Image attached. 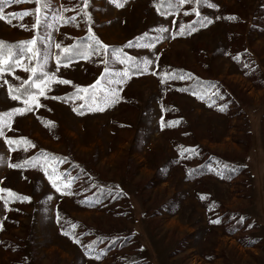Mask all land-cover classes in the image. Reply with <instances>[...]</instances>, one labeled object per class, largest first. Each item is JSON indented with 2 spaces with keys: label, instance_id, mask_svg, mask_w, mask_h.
Instances as JSON below:
<instances>
[{
  "label": "rangeland",
  "instance_id": "obj_1",
  "mask_svg": "<svg viewBox=\"0 0 264 264\" xmlns=\"http://www.w3.org/2000/svg\"><path fill=\"white\" fill-rule=\"evenodd\" d=\"M16 1L22 2L17 9H27L26 0ZM155 2L88 0L85 8L84 0H53L25 16L26 31L0 19V39H35L39 52L33 59L25 53L0 75V264H264V0H209L212 7L198 10L185 35L181 26L190 16L183 10L176 23ZM71 21L77 27L62 26ZM93 37L105 46L99 55L93 50L57 65L64 48L76 43L72 52L82 51ZM45 52L48 71L70 83L48 82L40 95L35 85L46 78L37 68L36 100L11 99L8 82L31 79L25 69L37 67ZM128 58L151 63L111 85L119 89L114 103L93 101L94 92L102 97L109 87L105 66L122 72ZM158 62L216 83L211 95L224 101L223 111H215L223 105L215 100L179 93L155 78ZM164 108L172 114L169 127L179 122L176 129L164 130ZM20 139L31 149L12 152ZM37 150L70 155L121 196L109 206L95 200L80 206L78 199L90 196L83 188L77 199L59 194L43 169L24 165ZM200 158L219 170L188 173ZM59 165L63 172L66 165ZM57 209L78 223L81 245L59 232ZM100 237L111 245L89 246Z\"/></svg>",
  "mask_w": 264,
  "mask_h": 264
},
{
  "label": "trees",
  "instance_id": "obj_2",
  "mask_svg": "<svg viewBox=\"0 0 264 264\" xmlns=\"http://www.w3.org/2000/svg\"><path fill=\"white\" fill-rule=\"evenodd\" d=\"M0 0V17H3L4 20L9 24V26L12 27L13 30H22L26 31V25H25V16L24 13H30L34 14L36 11V0H26L25 2L28 4L27 9H17L16 7L18 5H21L22 2L18 3L16 0ZM155 4L157 6V11L161 15H167V14H174L175 15V21H179V17L184 10V15L190 16V21L186 22L184 24L183 28V35L187 34L190 29L192 28V24L195 22V19L198 17V10H202L204 7H207L210 3L209 0H186L184 3H180V0H155ZM17 2V4H16ZM75 5V4H74ZM178 5V6H177ZM12 6V10L8 11V8ZM76 10V9H74ZM71 25L73 27H77V23L75 21H71L69 23H63L62 26L65 27L66 25ZM174 30H177V27H175ZM177 31H173V37L179 36ZM73 42L78 41V44L81 43L80 40L77 38L71 40ZM85 42V41H84ZM83 42V43H84ZM82 43V44H83ZM71 44L69 45L68 49L71 51L63 54L64 56L60 55L61 58V63H67V62H72V61H77L80 60L81 57L79 55H75V52H78L79 48L76 49L75 52H72L73 46L75 45ZM81 44V45H82ZM77 46V45H75ZM0 47L3 49V54L5 58H7V54L9 50L13 52V56L11 60L8 61V64L4 65L3 68L4 70L8 71H13L15 69V66L18 65L16 64V59L20 58V61L25 60L26 54L28 55V44L27 40H3L0 39ZM23 47L24 49V54L23 56H20V49ZM26 53V54H25ZM29 56V55H28ZM72 57L71 61H68L65 59V57ZM244 56V54H242ZM16 64V65H15ZM126 68L128 65L125 66ZM132 74H141L135 70V68L132 69ZM154 76L157 78L159 81H164L163 84L167 85L169 88L172 90H175L179 93L182 94H191L193 96H196L197 98H200L202 101L208 102L209 100H215L214 103L222 105V107H217L215 111H220V108L224 107V101L223 103L217 98L213 97L211 95L212 90L214 87H216V83H213L212 81L209 80H204L197 75H194L190 70H187L186 68L182 67H176L172 66L170 64L166 63H156V67L154 70ZM38 74L32 75L31 79H25L20 85H15L12 82H8V90L11 88L12 89V94L17 95L18 98L20 99H25L27 96L22 95L24 92L25 88H30L31 92L33 93L35 89L33 88L32 80L37 79ZM183 77V78H181ZM19 89L20 91L17 92L16 90ZM67 97H60V100H66ZM219 106V105H218ZM162 113L165 116V119L162 120V126L164 130L169 131V130H174L178 126L176 125L179 123L175 122L171 127H169V121L170 119L168 118V115H172L170 111L166 108L162 110ZM40 119V118H39ZM166 126V129H165ZM17 140L16 138H14ZM22 140V139H20ZM23 141V140H22ZM22 141L18 142V146L11 145L10 149L13 151H21L23 150L25 153L28 151V147L30 148V145L26 144L27 146L26 149H23L24 146L22 144ZM21 145V146H20ZM31 149V148H30ZM29 159L27 160V163H24V165L31 166V168H41L43 169L45 175L46 172L48 174H52V178L57 180V185L60 187L61 191L58 192L59 194H63L67 197L70 198H75L77 199V194H78V187L83 188L85 191V194L90 195L88 196L85 200H80L78 199L79 205L82 207H91L90 205L94 203H89V200H95L98 203L102 205L109 206L113 201L118 200V198L121 196L120 193L116 189H112L101 186L97 184L98 182L93 180L88 173L85 172L84 168L81 166L80 162L77 159H74L70 157V155H56L53 152H48L45 150H37L35 153H31L28 155ZM52 157H55L56 160H53ZM39 158L41 164H38V162H33L31 163L32 159ZM65 164L66 168L64 169L63 172L60 170V165L59 164ZM32 164V165H30ZM206 165V166H203ZM197 170L199 174H202V172H207V171H217L219 170V167H216L212 164H210L209 160L208 161H203L201 158L198 161V165L191 169V173L193 171ZM202 171V172H201ZM63 174V175H61ZM71 175V177H69ZM190 176L194 179L196 177L195 174H190ZM48 181L49 176L46 175ZM68 183L69 187L67 189L64 188V185ZM51 184V183H50ZM52 185V184H51ZM55 189V188H54ZM56 190V189H55ZM94 206V205H93ZM64 216V215H63ZM60 213V210L57 209L56 211V225L58 227V230L61 234L71 238L76 242V244L81 245L79 235H78V228L77 224L73 222L72 220L67 221L65 216V220H63V217ZM66 233V234H65ZM104 238L100 237L98 240L93 241L92 244H89L90 247H94V245L100 241L102 244L109 242V240L103 241Z\"/></svg>",
  "mask_w": 264,
  "mask_h": 264
},
{
  "label": "snow or ice",
  "instance_id": "obj_3",
  "mask_svg": "<svg viewBox=\"0 0 264 264\" xmlns=\"http://www.w3.org/2000/svg\"><path fill=\"white\" fill-rule=\"evenodd\" d=\"M53 0H36V3L38 5V7L36 8V13L39 14L43 9H47L52 5ZM186 2V0H180V3H184ZM89 6L88 0H84V7L87 8ZM118 6H122V5H118ZM178 6V5H177ZM209 7H212V5H208ZM28 13H24V15H27ZM85 15H88L87 12H85ZM3 17H0V19H2ZM56 17H53V22H55ZM74 19V18H73ZM211 21H209L210 23ZM41 23V20L39 19V16L37 17L36 20V24L39 25ZM89 31L91 32V29H89ZM161 31H166V29H161ZM181 32H183V26H181ZM28 44L32 45V47L28 48V52L31 53V56L28 57L29 59H33L39 56V52L37 49H35V45H36V40L33 39L31 41L28 42ZM128 47H132L133 45L130 43L129 45H127ZM56 47L59 49L61 46L59 44L56 45ZM77 46H73V48H76ZM105 46L97 39H95L94 37L91 38L90 42L87 43L82 51H78L75 52V55H91L92 51L95 50L96 54L99 55L100 54V50L104 49ZM63 51L65 53L71 51L68 48H64ZM115 51L118 50H114ZM24 54V49L23 47H21L20 49V56H23ZM13 56V52L11 50H9L8 54H7V58H5L4 54H3V49L2 47H0V75L3 74L4 68L3 66L8 64V61L11 60ZM66 60L71 61L72 57L68 56L65 57ZM116 61L117 62H125L122 58L120 57H116ZM16 64H20V58L16 59ZM61 63V58L59 56H57V65L59 66ZM151 61L145 60L143 62H136V61H132L131 58H128V67L122 71V72H111L109 70V68L107 67V65L105 66V74L107 75V85H109V87H106L104 89H101V91L104 92V95L102 97H99L95 92L92 95V99L93 101H102L103 103H114L116 99H118V97L116 96V93L119 91L118 88L116 87H111V85H118L121 83L126 82L125 78H130V75L132 73V69L135 68V70L139 73H143L144 71H146L147 69V65L150 64ZM67 66V65H65ZM37 68H39V73L42 77L46 78V79H42L39 83H36V88L39 90V94L40 95H44V90L47 87L48 82H53V83H59V84H68L70 83L68 80H59L55 77V75L53 73H51L50 71H48V53L45 52L42 61L41 60H37V67H32L31 69H25L26 71H31L33 73V75L37 74ZM58 70V69H57ZM183 78V77H181ZM162 83L164 82L163 80L161 81ZM100 81L97 80L96 81V85H99ZM95 87V85L93 86ZM17 92H19L20 90L17 89ZM78 91H82V92H86L87 89H78ZM9 94L11 96V99L16 100L18 97L17 95L12 94V89H9ZM22 95L27 96L29 99H25L24 103H28L29 100H36V95L33 94L30 90V88H25L24 92L22 93ZM54 99H58L59 97H53ZM97 110H103V109H97ZM221 111H223V108L220 109ZM14 112L16 113H21L23 110L19 109V108H15L13 109ZM75 111V109H74ZM79 114V113H78ZM5 115H10L8 113H6ZM2 127H0V132H2ZM7 143L9 145H11L12 143H14V141L12 140H8ZM12 165H10L11 167ZM16 167H20V165H16ZM46 175L49 176V180L50 183L52 184V187L56 189L57 192H60L61 189L60 187H58L57 185V180L52 178V174H48L46 172ZM63 175V174H61ZM69 187V184L66 183L64 185V188L67 189ZM3 191V190H0ZM62 194H66V193H62ZM9 196L13 195L11 192L8 193ZM49 199L51 200L52 197L50 196ZM212 223H220L219 220H214L212 221ZM66 234V233H65Z\"/></svg>",
  "mask_w": 264,
  "mask_h": 264
}]
</instances>
